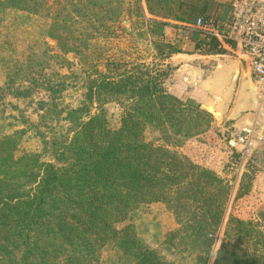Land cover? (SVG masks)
Returning <instances> with one entry per match:
<instances>
[{
	"label": "trees",
	"instance_id": "obj_1",
	"mask_svg": "<svg viewBox=\"0 0 264 264\" xmlns=\"http://www.w3.org/2000/svg\"><path fill=\"white\" fill-rule=\"evenodd\" d=\"M125 1L67 5L86 26L97 28L89 32L107 41L118 37ZM232 1L145 0L151 16L146 20L138 0L148 29L163 36L173 22L183 31L176 44L152 43L161 63L85 60L83 105L66 112L65 133L44 140L53 162H42L37 154L16 157L20 132L0 139V264H100L108 246L134 264H172L144 247L133 225L119 229L139 207L153 203L166 204L176 216L178 229L167 243L185 241L196 252L194 264H209L231 188L180 151L188 140L206 133L213 119L193 97L183 100L186 88L167 90L174 68L166 63L178 54H223L216 39L202 38L193 26L198 18L230 22ZM11 11L43 15L48 10L45 0H0V15ZM71 19V26L80 24ZM60 35L66 54L83 55ZM46 90L57 99L64 87ZM111 103L123 109L118 129L108 126L104 107ZM95 105L98 112L92 114ZM148 130L159 134L157 143L147 142ZM232 158L240 156L233 151ZM249 186L243 183L237 198L247 195ZM228 227L226 238L232 244L222 246L214 264H264L256 248L250 253L241 248L256 238L252 223L231 217Z\"/></svg>",
	"mask_w": 264,
	"mask_h": 264
},
{
	"label": "rangeland",
	"instance_id": "obj_2",
	"mask_svg": "<svg viewBox=\"0 0 264 264\" xmlns=\"http://www.w3.org/2000/svg\"><path fill=\"white\" fill-rule=\"evenodd\" d=\"M71 1L77 6L86 0H45L48 11L43 15L15 11L0 15V139L20 132L16 157L37 154L42 162H53L44 140L49 142L54 134L65 133L68 126L64 120L66 112L83 105L88 69L85 60L93 64L106 59L160 64L152 43L176 44L183 35V31L175 27L179 24L173 22L164 29L163 36L159 31L148 29L139 9L141 7L144 11L146 20L151 19L145 0H141L140 7L138 0H126L118 37L102 40L89 32L97 28L86 26L80 21L78 12L67 5ZM71 18L80 24L71 26ZM62 33L67 36L72 49L83 55L66 54ZM83 40L90 41L83 43ZM34 80L40 83L36 85ZM43 81L44 86H41ZM181 82L187 89L184 101L189 99L187 96H194V101L208 106L201 87H192L184 79L170 80L166 88L174 92ZM54 85L64 87L57 99H52V94L46 90L47 86ZM15 92H22L25 96L17 97ZM104 108L108 126L120 128L122 107L111 103ZM202 110L211 115L212 127L188 140L180 151L198 166L215 172L231 188L222 226L214 235L215 244L209 264H214L222 246L232 244L226 238L231 217L252 223L256 232L250 246L241 248L249 253L256 248L258 255H264V142H258L248 161H235L232 158L234 150L229 147L226 137L240 130L233 127L237 123ZM91 112L97 113L98 106L95 105ZM145 138L147 142L157 143L159 134L148 130ZM243 183L250 184V191L237 198ZM128 225L134 226L144 247L157 251L170 263H195L196 252L186 246L187 242L167 243L168 235L178 229V224L175 214L166 204L139 207L119 229ZM100 264H134V261L123 256L117 248L108 246L102 251Z\"/></svg>",
	"mask_w": 264,
	"mask_h": 264
},
{
	"label": "built area",
	"instance_id": "obj_3",
	"mask_svg": "<svg viewBox=\"0 0 264 264\" xmlns=\"http://www.w3.org/2000/svg\"><path fill=\"white\" fill-rule=\"evenodd\" d=\"M193 28L202 38L212 37L221 48L239 59L251 73L256 91L264 103V1L233 0L231 20L225 22H205L198 18ZM255 118L237 133L227 135V143L240 156L248 161L258 142H264V132Z\"/></svg>",
	"mask_w": 264,
	"mask_h": 264
},
{
	"label": "crops",
	"instance_id": "obj_4",
	"mask_svg": "<svg viewBox=\"0 0 264 264\" xmlns=\"http://www.w3.org/2000/svg\"><path fill=\"white\" fill-rule=\"evenodd\" d=\"M223 51V54L218 56L174 55L166 63L174 68L170 80L184 79L192 87H201L206 95L222 96L225 103L219 107V110L222 117L237 123L233 127L241 130L256 118L261 125L260 130L264 132V103L261 104L251 73L239 59L230 55L228 50L224 49ZM227 59L238 62L239 77L232 97L230 90L232 89L234 66ZM218 61L222 63L223 69L221 70H216ZM185 88L181 82L176 85L175 89L180 93ZM191 97L194 96H187V98ZM207 105H209L208 102Z\"/></svg>",
	"mask_w": 264,
	"mask_h": 264
},
{
	"label": "water",
	"instance_id": "obj_5",
	"mask_svg": "<svg viewBox=\"0 0 264 264\" xmlns=\"http://www.w3.org/2000/svg\"><path fill=\"white\" fill-rule=\"evenodd\" d=\"M227 61L229 63H232L234 68H233V78H232V89L230 90V96L232 97L234 95V92L236 90V86H237V80H238V77H239V72H238V65H237V61L235 60H232V59H227ZM223 69L222 67V63L220 61H218V66L216 68V70H221ZM206 99H207V102L209 103L208 106L206 105H202L201 106V109H205L207 110L209 113L215 115V116H220L222 118V115H221V112L219 110V107L225 103V100L223 99L222 103L219 104V105H216V100L215 98L218 97L219 95H213V96H209L208 94L206 95L204 93ZM221 97V96H220Z\"/></svg>",
	"mask_w": 264,
	"mask_h": 264
},
{
	"label": "bare ground",
	"instance_id": "obj_6",
	"mask_svg": "<svg viewBox=\"0 0 264 264\" xmlns=\"http://www.w3.org/2000/svg\"><path fill=\"white\" fill-rule=\"evenodd\" d=\"M215 100H216V105L221 104L222 101H223L222 96L221 97L220 96L216 97Z\"/></svg>",
	"mask_w": 264,
	"mask_h": 264
}]
</instances>
